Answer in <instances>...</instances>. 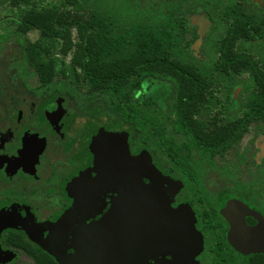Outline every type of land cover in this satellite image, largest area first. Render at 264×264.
<instances>
[{"label":"flooded vegetation","instance_id":"af4514ba","mask_svg":"<svg viewBox=\"0 0 264 264\" xmlns=\"http://www.w3.org/2000/svg\"><path fill=\"white\" fill-rule=\"evenodd\" d=\"M241 41H260L264 52L262 37ZM9 81L0 77V264H69L83 228L102 220L117 197L118 166H133L145 152L140 148L148 147L135 141L132 127L109 110L106 100L97 99L89 107L94 103L87 96V105L74 108L70 94L55 100L47 93L39 95L51 83L42 86L38 79L27 110ZM14 82L21 83V76L15 74ZM249 92L239 118L225 125L215 117L205 122L207 131L240 134L219 153L202 159L214 165L224 151L240 150L232 170L238 174L222 194L209 192L194 162L189 174L166 164V156L162 166L151 161L162 174L171 208L187 206L192 212L201 246L185 257L176 248L147 255L143 264H264V253H245L234 243L233 210H227L243 209L248 226L258 223L256 216L264 218V116L250 109ZM143 181L150 184L147 177Z\"/></svg>","mask_w":264,"mask_h":264},{"label":"trees","instance_id":"16d2710c","mask_svg":"<svg viewBox=\"0 0 264 264\" xmlns=\"http://www.w3.org/2000/svg\"><path fill=\"white\" fill-rule=\"evenodd\" d=\"M120 1L123 5L86 16L75 12L78 0L69 3L75 14L31 8L17 26L22 35L39 32L38 40L24 45L26 58L41 85H49L55 77L54 61L44 60L42 55L53 46L43 41H60L62 55L72 51L69 67L74 81L85 82L90 95H109V110L132 127L137 143L148 148L155 144L170 164L192 174L194 155L199 160L209 159L240 134L207 131L206 123L195 118L211 100L207 96V71L186 60L187 49L197 37L194 34L191 41L184 40L189 31L187 16L199 5L214 28L217 24L225 26L214 69L219 73H247L251 80L250 109L264 116V66L237 47L244 39H264V3L261 8L251 4L248 10L247 0H194L193 4L160 0L145 7L140 0ZM143 83L144 93L133 97Z\"/></svg>","mask_w":264,"mask_h":264},{"label":"rangeland","instance_id":"374dc122","mask_svg":"<svg viewBox=\"0 0 264 264\" xmlns=\"http://www.w3.org/2000/svg\"><path fill=\"white\" fill-rule=\"evenodd\" d=\"M71 0H21L18 4L14 3V0H0V77H4L10 80V88L17 86L18 91L22 95V105L24 109L30 110L29 100L31 95H35L38 88V76L32 66L29 64L25 52L24 45L27 42H34L39 39V32L32 31L26 35L19 34L17 32V26L25 12L31 8L42 9L51 12L59 11H71L74 13V8L69 5ZM133 3L134 0H128ZM137 0H135L136 2ZM145 7L147 4L155 5L160 0H140ZM166 4H170L171 0H164ZM193 4L194 0H184ZM215 1V0H212ZM229 0H224L227 3ZM78 5L75 8L77 14L86 16L92 11L105 12L108 8L114 6L123 5L120 0H78ZM263 0H247V9L249 5L263 6ZM129 10V9H128ZM56 13V12H55ZM75 14V13H74ZM129 14V11L128 13ZM129 18V15H125ZM189 31L185 35V41H191L194 34L197 35L196 39L191 41L187 49V58L189 62H194L198 69H205L207 71L208 89L207 96L210 99L208 108L203 109L197 119L207 123L210 118H216L220 120V125L227 124L230 120L239 118L242 114V105L245 102V97L250 88L249 75L245 73H219L214 68L215 62L219 58L217 52V44L220 38L225 33V26L218 25L214 28L212 23L206 16L204 10L196 5V10L193 14L188 16ZM76 36V31L73 30V38ZM46 45L53 46L49 53H43L42 59L53 60L55 77L50 86L40 90L39 95L48 94L53 100L69 94L74 98V108H81L83 105H87L86 102L89 99H85L87 96H91L94 104H89V107H93L97 99L106 100L110 102L111 98L107 94L94 93L88 94L87 84L83 81H74L72 78V70L70 69V59L72 51L67 55L60 53V41H43ZM241 51L247 52L253 57V60L264 66V52L260 41L248 42L241 41L237 46ZM15 74L21 76V83L14 85ZM3 84V82H2ZM39 90V89H38ZM60 90V93L58 92ZM145 91V83L141 86L138 92H135L133 97L139 94H143ZM14 93V90H13ZM229 100V101H228ZM99 106L100 104L97 103ZM94 113L98 114V111L93 108ZM91 110V108H90ZM226 111L227 114L221 113ZM206 112V113H205ZM105 115V114H104ZM96 116V115H94ZM231 116V118H229ZM97 117V116H96ZM98 118V117H97ZM99 120V119H98ZM169 120H166L165 126L169 125ZM154 142V141H153ZM142 151L147 152L153 159L158 160L161 166L165 164V157L157 149L155 144H151L148 150L140 148ZM240 150L236 147L233 150L224 151L221 156L216 157L214 165H209L206 160L198 161L194 159L196 170L203 178L204 186L209 192H215L222 194L223 190L230 185V181L235 180L237 172H233L236 168V160L240 158ZM197 158V156H195ZM163 161V162H162ZM169 164V161H167ZM154 166V165H153ZM234 174V175H233ZM233 175V176H232ZM228 176H232L228 178ZM217 196V195H216Z\"/></svg>","mask_w":264,"mask_h":264},{"label":"water","instance_id":"95a60500","mask_svg":"<svg viewBox=\"0 0 264 264\" xmlns=\"http://www.w3.org/2000/svg\"><path fill=\"white\" fill-rule=\"evenodd\" d=\"M139 160L133 166H118L117 197L102 220L83 228L69 264H143L147 255H162L168 249L176 248L183 257L198 252L201 237L193 227L192 212L187 206L172 209L160 171L146 152ZM231 209L234 243L245 253H264V218L256 216L258 223L248 226L243 209L227 207ZM2 225L0 219V231Z\"/></svg>","mask_w":264,"mask_h":264}]
</instances>
